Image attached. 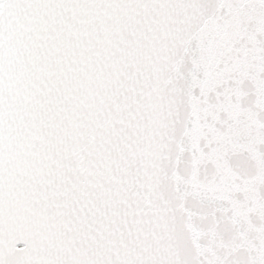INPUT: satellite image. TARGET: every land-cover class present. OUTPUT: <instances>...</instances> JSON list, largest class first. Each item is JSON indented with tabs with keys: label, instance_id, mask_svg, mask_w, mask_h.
I'll list each match as a JSON object with an SVG mask.
<instances>
[{
	"label": "snow or ice",
	"instance_id": "6c2138e0",
	"mask_svg": "<svg viewBox=\"0 0 264 264\" xmlns=\"http://www.w3.org/2000/svg\"><path fill=\"white\" fill-rule=\"evenodd\" d=\"M0 264H264V0H0Z\"/></svg>",
	"mask_w": 264,
	"mask_h": 264
}]
</instances>
